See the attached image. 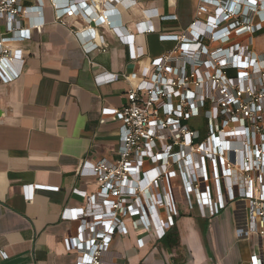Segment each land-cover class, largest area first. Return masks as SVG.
<instances>
[{
    "label": "crops",
    "instance_id": "0c3cea01",
    "mask_svg": "<svg viewBox=\"0 0 264 264\" xmlns=\"http://www.w3.org/2000/svg\"><path fill=\"white\" fill-rule=\"evenodd\" d=\"M56 1L61 6L67 2ZM134 1L127 6L109 0L100 9L88 1L80 5L83 15L56 22L51 0H25L30 20L43 25L11 43L24 49L23 63L3 64L12 77L0 81V252L7 254H0V264H75L76 252L64 244L75 224L62 212L86 203L81 192L91 195L99 189L94 177L80 174L81 163L119 159L121 122L103 115L102 108L125 106L131 83L147 76L151 60L174 45L159 35L181 33L199 15V0ZM152 8L155 14L175 13L177 18L149 20L145 9ZM103 12L112 25L101 20ZM145 20L155 31L138 32L137 24ZM116 31L134 38V48L144 55L131 58V46ZM93 41L101 48L88 52ZM102 72L126 73L129 79L98 83L95 75ZM29 184L32 197L26 196ZM174 186L180 218L167 234L156 240L143 225L135 228L136 217L127 215L128 233L113 236L108 259L123 264H251L264 257L263 239L249 230L247 200H234L208 218L188 207L180 178Z\"/></svg>",
    "mask_w": 264,
    "mask_h": 264
},
{
    "label": "built area",
    "instance_id": "2783aa9c",
    "mask_svg": "<svg viewBox=\"0 0 264 264\" xmlns=\"http://www.w3.org/2000/svg\"><path fill=\"white\" fill-rule=\"evenodd\" d=\"M51 1L61 22L83 15L81 4L91 1V8L100 9L109 0H67L63 6ZM30 9L25 0H0V81L12 77L4 72L5 62L24 61V49L11 43L43 25L30 20ZM197 9L181 33L159 35L174 45L151 60L147 76L131 83L126 105L102 108L103 115L121 122L119 159L81 163L80 174L94 177L99 189L81 192L86 203L62 212L75 224L64 238L66 249L77 254L75 264H123L106 254L116 233H128L127 215L136 217L135 228L143 225L162 239L180 218L175 178L188 207L203 217L247 200L249 230L264 241V0H199ZM154 10L145 9L149 20L177 18ZM99 17L112 25L107 13ZM137 30L150 33L155 27L145 20ZM116 33L131 46V58L144 55L134 48V38ZM99 48L95 41L86 46L88 52ZM120 76L129 79L126 73L102 72L95 80L109 83ZM202 121L205 127L199 128ZM25 188L32 197L34 186ZM138 244L144 245L142 238ZM251 264H264V257Z\"/></svg>",
    "mask_w": 264,
    "mask_h": 264
},
{
    "label": "rangeland",
    "instance_id": "374dc122",
    "mask_svg": "<svg viewBox=\"0 0 264 264\" xmlns=\"http://www.w3.org/2000/svg\"><path fill=\"white\" fill-rule=\"evenodd\" d=\"M262 41H261V39H259V49L262 47V43H261ZM192 125H197V124H194L193 122H190ZM199 128H203V127H205L204 126V123H203V121L202 122H200L199 123V125H197ZM179 206H180V209H181V212L183 213V214H186L187 215V212H185V210H186V207H185V204L184 203H180L179 204ZM252 245H255V242L253 241L252 242Z\"/></svg>",
    "mask_w": 264,
    "mask_h": 264
}]
</instances>
